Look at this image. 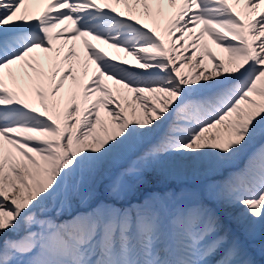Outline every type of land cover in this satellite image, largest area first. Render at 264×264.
Here are the masks:
<instances>
[{
	"label": "snow or ice",
	"instance_id": "obj_1",
	"mask_svg": "<svg viewBox=\"0 0 264 264\" xmlns=\"http://www.w3.org/2000/svg\"><path fill=\"white\" fill-rule=\"evenodd\" d=\"M262 261L264 0H0V264Z\"/></svg>",
	"mask_w": 264,
	"mask_h": 264
},
{
	"label": "rangeland",
	"instance_id": "obj_2",
	"mask_svg": "<svg viewBox=\"0 0 264 264\" xmlns=\"http://www.w3.org/2000/svg\"><path fill=\"white\" fill-rule=\"evenodd\" d=\"M155 178H157V177H155ZM157 179L161 181V185L159 184L160 186L150 187V186H148V185H150L149 182H147V184L145 186V191H149L152 194L157 195V196H159L161 194V192H164L166 195L171 196L172 192L175 191L181 183H186V184L193 183L191 178L185 179L183 177L181 179H178V177H176V176L169 177V178H167V180H163V179H159V178H157ZM183 194H184L183 192L180 193V195H183ZM228 216H229V213L224 214L226 222L228 220ZM257 258L260 259L259 256ZM261 264H264V261H262Z\"/></svg>",
	"mask_w": 264,
	"mask_h": 264
},
{
	"label": "bare ground",
	"instance_id": "obj_3",
	"mask_svg": "<svg viewBox=\"0 0 264 264\" xmlns=\"http://www.w3.org/2000/svg\"><path fill=\"white\" fill-rule=\"evenodd\" d=\"M36 6H39V4L38 5H36ZM211 47V46H210ZM212 48V50L213 51H215V53H217L218 55H226V54H222V53H220V51H219V49H216V48H214V47H211ZM205 64H206V66L209 68V70H211V63L209 62V61H205ZM89 74H91V73H89ZM181 178H183V176H180V177H178V179H181ZM259 243V242H258Z\"/></svg>",
	"mask_w": 264,
	"mask_h": 264
}]
</instances>
